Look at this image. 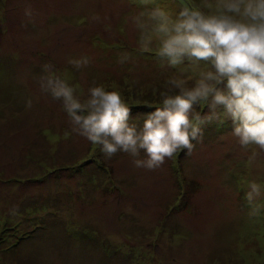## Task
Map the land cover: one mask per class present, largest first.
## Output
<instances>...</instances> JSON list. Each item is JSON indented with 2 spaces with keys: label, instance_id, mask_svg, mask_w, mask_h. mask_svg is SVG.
Returning <instances> with one entry per match:
<instances>
[{
  "label": "rangeland",
  "instance_id": "rangeland-1",
  "mask_svg": "<svg viewBox=\"0 0 264 264\" xmlns=\"http://www.w3.org/2000/svg\"><path fill=\"white\" fill-rule=\"evenodd\" d=\"M225 2L0 0V264H264V198L255 215L245 200L250 181L264 184V152L239 145L222 108L191 154L149 170L123 152L105 158L39 88L45 63L82 102L99 85L191 87L214 69L146 55L165 38L148 13L220 15ZM83 56L85 67L68 63ZM148 112L131 110L130 123Z\"/></svg>",
  "mask_w": 264,
  "mask_h": 264
},
{
  "label": "clouds",
  "instance_id": "clouds-1",
  "mask_svg": "<svg viewBox=\"0 0 264 264\" xmlns=\"http://www.w3.org/2000/svg\"><path fill=\"white\" fill-rule=\"evenodd\" d=\"M148 16L159 22L155 31L165 38L157 55L166 57L170 66L187 58L209 62L214 71L201 73L190 88L184 86L185 80H172L178 94L165 96L162 106L154 107L138 126L130 123L131 108L119 91L92 86L82 102L74 94L75 87L45 63L40 91L61 103L73 131L98 146L107 159L123 152L133 158L135 167L154 170L182 151L191 154L193 141L202 136L200 126L218 118L216 110L222 108L239 145L245 149L254 145L264 152V0H226L220 15L205 16L184 5L174 21L159 7ZM68 63L79 69L89 64V58ZM196 105H206L211 114L194 113ZM27 106L31 108V101ZM262 198L264 184L250 181L245 200L253 215L262 208L258 203Z\"/></svg>",
  "mask_w": 264,
  "mask_h": 264
},
{
  "label": "trees",
  "instance_id": "trees-1",
  "mask_svg": "<svg viewBox=\"0 0 264 264\" xmlns=\"http://www.w3.org/2000/svg\"><path fill=\"white\" fill-rule=\"evenodd\" d=\"M145 54L153 56V57L159 56L157 55L156 51H146ZM175 67L172 68L173 71ZM171 81L172 80H170L169 83ZM184 86L189 87L187 85H184ZM154 88L155 89L151 88L146 91H135L133 89H129L128 87H124L122 89H119L118 91L121 93L123 101L131 108L132 111L139 108L142 112L153 111L154 107L162 106L161 102L165 96L176 95L179 92V89H177L176 87H174V85H171V84L162 85V86L156 84ZM195 107L205 109L201 107L200 105H196ZM22 237L23 236H20V238Z\"/></svg>",
  "mask_w": 264,
  "mask_h": 264
}]
</instances>
